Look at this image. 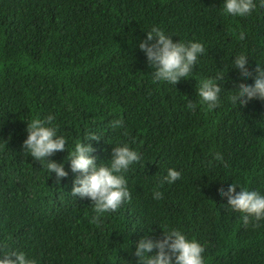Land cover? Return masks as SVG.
<instances>
[{
  "label": "trees",
  "instance_id": "trees-1",
  "mask_svg": "<svg viewBox=\"0 0 264 264\" xmlns=\"http://www.w3.org/2000/svg\"><path fill=\"white\" fill-rule=\"evenodd\" d=\"M222 5L0 0V254L22 250L37 264H126L135 241L162 238L166 225L198 240L205 264H264V218L245 224L219 195L231 183L264 194V101L231 99L252 83L239 78L232 58L245 54L252 69L264 64V7L233 17ZM153 25L174 41L204 44L191 75L175 85L152 79L138 46ZM217 74L219 103L209 110L196 88ZM48 115L66 137V148L46 158L63 163L68 175L59 180L21 146L27 121ZM114 119L124 127L114 130ZM79 139L97 163L118 142L140 153L125 172L131 199L98 221L91 201L71 193L82 174L67 154ZM170 167L180 178L160 183Z\"/></svg>",
  "mask_w": 264,
  "mask_h": 264
},
{
  "label": "clouds",
  "instance_id": "clouds-1",
  "mask_svg": "<svg viewBox=\"0 0 264 264\" xmlns=\"http://www.w3.org/2000/svg\"><path fill=\"white\" fill-rule=\"evenodd\" d=\"M264 7V0H223L222 10L225 15L246 16L254 11L257 6ZM243 38V33L240 34ZM139 48L145 53L146 59L153 69L152 79L158 82L176 84L182 77L188 78L198 58L205 52L204 44L198 40L182 41L172 39V34L157 25L147 30L143 39L139 40ZM250 61L245 54L232 58L231 67L239 73L241 80L252 79V83H243L235 88L231 99L239 106L256 99L264 101V64H256L252 69ZM216 76L201 77L198 81L196 92L202 104L209 110L219 103L221 85ZM189 108L195 105L189 103ZM54 117L48 115L45 119L32 118L27 121V135L22 141V149L26 150L35 160L41 163L48 175L55 173L59 180L68 175L62 162L46 159L52 153L66 148V137L58 134V128L52 123ZM114 130L122 129L124 122L114 119L109 122ZM126 135V131L124 132ZM92 139L97 138L95 132L87 133ZM93 147L90 143H82V139L74 142L71 151L67 154L70 168L73 172L82 175L73 180L71 193L87 197L93 205L95 215L93 220L98 221L103 214L116 210L124 201L131 199L125 172L129 166L140 160V153L128 142L114 144L110 158L106 163L96 162V157L91 155ZM217 160L222 159L219 153ZM181 176V171L170 167L160 183L175 182ZM239 187V191H236ZM153 198L161 199V192L155 190ZM221 197H226V204L233 211L243 213L242 221L247 224L249 218L260 220L264 218V194L254 189H248L238 183H231L226 189L219 192ZM162 238L154 239L145 233L135 241L132 252L134 259L126 260V264H205L204 247L201 243L186 234L179 228L164 226ZM0 264H37L34 258L29 257L22 250L4 251L0 254Z\"/></svg>",
  "mask_w": 264,
  "mask_h": 264
}]
</instances>
